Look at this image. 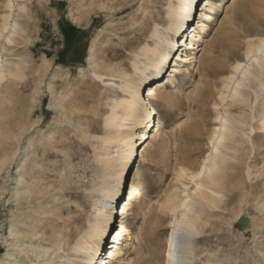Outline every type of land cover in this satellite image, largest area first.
<instances>
[{
  "label": "rangeland",
  "instance_id": "rangeland-1",
  "mask_svg": "<svg viewBox=\"0 0 264 264\" xmlns=\"http://www.w3.org/2000/svg\"><path fill=\"white\" fill-rule=\"evenodd\" d=\"M7 1L0 0V26L10 13L25 33L12 43L0 39L4 60L19 65L12 67L18 76L0 83V264H80L75 247L93 233L104 204L101 190L112 184L105 158L115 157L117 148L104 140L115 134L106 123L122 95L123 73L137 77L134 62L149 64L155 33L166 34L169 8L181 2L12 0L8 10ZM203 1L195 5L187 37L177 38L180 52L170 49L161 79H169L177 54L189 56L180 62L187 75L169 85L171 102L163 92L155 101L164 125L157 141L148 140L139 190L131 195L126 188L115 211L107 247L124 219L132 233L115 264H166L171 217L161 208L171 193L185 198L193 192V181L181 172L197 171L211 151L221 84L244 56L246 34L264 37L258 17L264 0H224L203 34L206 42L196 38L190 49ZM250 89V104L218 107L235 120L229 164L238 173L230 187L237 189L201 215L194 264H264V96ZM126 201L134 207L129 215L120 214ZM241 216L250 218L245 231L235 228Z\"/></svg>",
  "mask_w": 264,
  "mask_h": 264
},
{
  "label": "bare ground",
  "instance_id": "bare-ground-1",
  "mask_svg": "<svg viewBox=\"0 0 264 264\" xmlns=\"http://www.w3.org/2000/svg\"><path fill=\"white\" fill-rule=\"evenodd\" d=\"M179 1L181 2L180 8L176 9L174 6L169 8V26L166 34H161L159 30L155 33L158 44L152 52L153 58L149 64L141 60L134 62L133 66L137 77H130L126 72L123 73L126 81L122 95L113 101L111 115L106 123V126L111 131L114 130L115 134L109 135L104 140L106 145H114L117 148L115 157L108 156L105 158V162L111 170L108 177L112 179V184L101 190L104 204L102 211H100L99 222L97 226L93 227V233L88 236V239L86 238L87 242L81 241L75 247L77 253L82 255L80 264H115V261L124 253L123 248L126 243L124 244L123 241L126 235L132 234L124 219L119 230L114 234L115 237L113 242L111 241V246L107 247L108 242L113 239V237L110 239V234L116 225V217L119 215L115 212L117 206L121 198L124 197L126 188L132 191L131 195L139 190L142 178L141 164L146 161V154L153 143L148 142V140L152 138L151 141H157L164 125L155 101L158 99L159 93L163 92L165 100L168 103L171 102L172 97L167 94L169 85L176 83L178 76L187 75L185 73L186 67L180 65V62L188 63L189 56L184 57L177 54L176 65L169 79H161L164 76L162 74L164 67L168 63L170 49L175 48L176 51L180 52V47L183 46L180 44V39L177 38L180 36L187 37L186 33L190 30L189 26L192 22L191 16L199 0ZM222 1L224 0L219 2L216 0L203 1L201 20L194 30L195 34L190 49L196 48L194 44L196 38L198 41L206 42L203 39V34L211 29L210 22L215 20L213 14H216L218 9L222 7ZM14 7L12 0H8L5 8L12 10ZM262 12L258 14L261 19L264 18V11ZM10 18L11 14H6L0 26V39L8 43H12L15 37L25 33L18 21ZM230 35L235 38L238 34L231 32ZM246 35L248 40L246 41L244 56H241V60H237L232 66L218 93L219 102L215 103L217 126L210 138L211 151L197 171L181 172L182 179L190 178L193 181L194 190L185 198H181L176 192L171 193L161 208L165 214L171 217L170 233L166 242V264H194L195 238L199 236L201 215L206 213L208 208H218L225 191L237 189L230 187L233 179L238 178V173H231V168L235 169V167L229 164V152L234 150L233 138L237 134L231 128L235 120L227 113L218 112V107L226 105L227 101L248 103L250 101V88L256 89L254 90L256 92L259 91L261 97L264 96V37L254 40L250 39L248 34ZM233 40L235 39L230 40L232 44L234 43ZM147 53V49L143 50L140 57L147 55ZM18 66V64L5 61L0 52V83L8 76H18V70H16ZM12 67L16 69L13 70ZM152 70H155L154 75L148 81L149 73ZM216 85L217 83H214L212 86L215 87ZM261 115V123L264 127V111ZM140 129H144V131L140 132ZM140 136H142L141 147L136 149L135 139L136 137L140 138ZM122 205L120 214L129 215L134 210L130 201H126ZM129 239L135 240L133 237ZM109 248L110 250L106 253ZM104 253L108 256L106 257L107 261L101 258Z\"/></svg>",
  "mask_w": 264,
  "mask_h": 264
},
{
  "label": "water",
  "instance_id": "water-1",
  "mask_svg": "<svg viewBox=\"0 0 264 264\" xmlns=\"http://www.w3.org/2000/svg\"><path fill=\"white\" fill-rule=\"evenodd\" d=\"M250 224V219L248 217L242 216L235 225V228L240 231H245Z\"/></svg>",
  "mask_w": 264,
  "mask_h": 264
},
{
  "label": "snow or ice",
  "instance_id": "snow-or-ice-1",
  "mask_svg": "<svg viewBox=\"0 0 264 264\" xmlns=\"http://www.w3.org/2000/svg\"><path fill=\"white\" fill-rule=\"evenodd\" d=\"M237 67H239V65H237Z\"/></svg>",
  "mask_w": 264,
  "mask_h": 264
}]
</instances>
